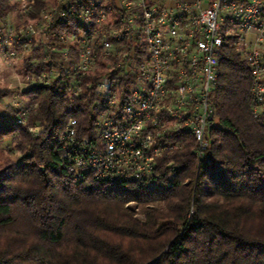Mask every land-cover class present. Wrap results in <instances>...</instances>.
Wrapping results in <instances>:
<instances>
[{
	"label": "trees",
	"instance_id": "obj_1",
	"mask_svg": "<svg viewBox=\"0 0 264 264\" xmlns=\"http://www.w3.org/2000/svg\"><path fill=\"white\" fill-rule=\"evenodd\" d=\"M47 4L40 0L35 13ZM13 11L0 0V18ZM47 61L36 48L18 66L39 72ZM87 74L78 95L56 81L26 91L24 123L0 119V139L20 154L0 153V264H264V123L251 113L249 68L226 44L217 87L210 93L216 125L209 130L208 162L198 163L194 140L173 135L156 174L164 187L134 182L70 179L61 163L59 135L69 117L80 134L94 135L98 106ZM115 75V73L113 74ZM0 88V97L8 94ZM43 125L38 135L28 131ZM134 204V205H132Z\"/></svg>",
	"mask_w": 264,
	"mask_h": 264
},
{
	"label": "built area",
	"instance_id": "obj_2",
	"mask_svg": "<svg viewBox=\"0 0 264 264\" xmlns=\"http://www.w3.org/2000/svg\"><path fill=\"white\" fill-rule=\"evenodd\" d=\"M10 0L17 25L0 28V51L21 62L41 48L61 65L26 71L27 83H50L78 95L81 80L95 96L94 135H82L69 117L59 135L61 163L70 179L134 182L164 187L156 161L184 132L205 164L208 133L216 125L210 93L217 87L223 48L232 45L249 68L251 113L264 123V0ZM27 51V52H26ZM26 52V54H24ZM115 73V75H113ZM29 107H21L24 123ZM43 125L28 131L38 135Z\"/></svg>",
	"mask_w": 264,
	"mask_h": 264
},
{
	"label": "rangeland",
	"instance_id": "obj_3",
	"mask_svg": "<svg viewBox=\"0 0 264 264\" xmlns=\"http://www.w3.org/2000/svg\"><path fill=\"white\" fill-rule=\"evenodd\" d=\"M17 17L14 14L9 16L6 24L16 26L17 20L19 19V18L17 19ZM26 52L24 54H26ZM0 53H1L0 63H4V64L6 63L10 66L9 75L7 79L6 78L4 79L7 81L4 83H6L9 86L8 93L11 96V98L8 100V102L5 105L7 111L4 115L0 114V119L5 117V115H7L8 113L9 114L12 113L14 115L13 117L17 116L16 118H19L21 117V107H24L28 101V96L26 94V91L34 88L35 82L27 83L25 79H21V73L17 71V68L21 63V43L18 46L17 53L19 57L17 58L9 60L5 55H3L1 51ZM0 153L7 154V156L13 161H19L21 157V154L17 150L13 149V144H11L9 137L7 136H4L3 138L0 139Z\"/></svg>",
	"mask_w": 264,
	"mask_h": 264
},
{
	"label": "crops",
	"instance_id": "obj_4",
	"mask_svg": "<svg viewBox=\"0 0 264 264\" xmlns=\"http://www.w3.org/2000/svg\"><path fill=\"white\" fill-rule=\"evenodd\" d=\"M14 6H13V11L11 13H9V15H7L5 18H0V28H2L6 23H7V19L9 18V16L11 15H16V13L14 12ZM18 19V17H17ZM1 54V53H0ZM10 66L8 64H4V63H0V88H6L8 89V85L4 82H6L7 80H4L5 78L7 79L9 72H10ZM11 98V96L8 94L3 95L0 97V114H5L7 109H6V103L8 102V100Z\"/></svg>",
	"mask_w": 264,
	"mask_h": 264
}]
</instances>
